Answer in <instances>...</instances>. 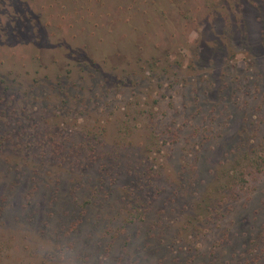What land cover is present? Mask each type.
<instances>
[{"label":"rangeland","instance_id":"rangeland-1","mask_svg":"<svg viewBox=\"0 0 264 264\" xmlns=\"http://www.w3.org/2000/svg\"><path fill=\"white\" fill-rule=\"evenodd\" d=\"M0 264H264V0H0Z\"/></svg>","mask_w":264,"mask_h":264},{"label":"trees","instance_id":"trees-1","mask_svg":"<svg viewBox=\"0 0 264 264\" xmlns=\"http://www.w3.org/2000/svg\"><path fill=\"white\" fill-rule=\"evenodd\" d=\"M90 6L88 5L87 8H89ZM89 10V9H88Z\"/></svg>","mask_w":264,"mask_h":264}]
</instances>
